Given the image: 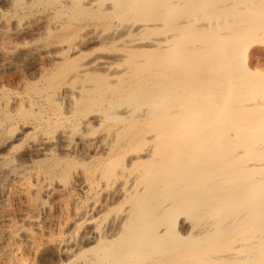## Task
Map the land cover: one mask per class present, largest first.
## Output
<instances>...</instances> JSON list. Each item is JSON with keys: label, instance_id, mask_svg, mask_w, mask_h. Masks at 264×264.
Returning a JSON list of instances; mask_svg holds the SVG:
<instances>
[{"label": "bare ground", "instance_id": "obj_1", "mask_svg": "<svg viewBox=\"0 0 264 264\" xmlns=\"http://www.w3.org/2000/svg\"><path fill=\"white\" fill-rule=\"evenodd\" d=\"M116 1L5 0L4 35L44 16L0 39V264H264V0ZM135 6L146 65L95 35Z\"/></svg>", "mask_w": 264, "mask_h": 264}, {"label": "rangeland", "instance_id": "obj_2", "mask_svg": "<svg viewBox=\"0 0 264 264\" xmlns=\"http://www.w3.org/2000/svg\"><path fill=\"white\" fill-rule=\"evenodd\" d=\"M2 1V2H1ZM0 39L4 36H11V35H13V36H11V37H9L10 38V40L6 37V40H7V42L9 41V43H12V44H19V43H21V42H23V41H31V39H33V38H37V34H36V31H37V27H39L38 26V18H40V17H42V16H44V15H41V14H43V13H39L38 11H37V14L35 15V16H33V17H31L32 18V20H30V19H28L26 22L27 23H24L25 25L26 24H28V25H26V26H24L23 28H27V29H25V30H23V31H21L20 33H17L16 31H14V28L12 29V27H11V29H10V27H9V31H8V33L7 34H5L4 35V32L5 31H3L4 30V28H3V26H4V19L2 18V15L3 14H7V13H9L10 12V6L8 5V3H6L5 2V0H0ZM3 3V4H2ZM106 4H112L113 6H115V5H117V1H116V4H115V0H106ZM4 5V6H3ZM9 6V8H8V6ZM115 7H117V6H115ZM9 9V10H8ZM116 10V9H115ZM137 10H139L138 9V7L137 6H135V7H133L132 9H129L128 11H125V12H121V13H118V14H115L113 17H112V21L110 22L109 21V24H106V26H101V25H99L98 27V29H97V31L95 32V35H110L113 31H116V30H120V29H122L123 27H125V26H132L133 28H132V33L131 34H129L130 35V37H131V40L133 41L134 39L136 40V39H138L137 41H135V45L137 46H143L144 48H143V56H145V57H147L148 58V60L147 61H145L144 59L145 58H143V61L145 62L143 65H146L147 63L146 62H151V56H155V55H159V54H161V51L160 50H158V52H154V51H152L151 49H149V48H145L147 45L149 46V45H151V44H156V43H160V41H161V39L162 38H164V36L165 35H167V34H169L168 33V30L166 29V28H164V30L163 29H161V27H160V25L158 26H156L154 29H150V30H143V31H141V30H137L138 29V27H141V26H145V25H147L148 24V20H145V19H143V15L142 16H140L138 13H137ZM188 10H189V8L188 7H186V8H184V10H183V12H185V13H187L188 12ZM117 11V10H116ZM125 13V14H124ZM121 16H120V15ZM123 14V15H122ZM37 19V20H35V19ZM36 21V22H35ZM30 22V23H29ZM169 22H171V20L169 21ZM169 22H168V24H169ZM108 23V22H107ZM151 23V22H150ZM2 24V25H1ZM152 25H155L156 23H151ZM37 26V27H36ZM118 26V27H117ZM165 26H167V25H165ZM3 29H2V28ZM34 28V29H33ZM40 28V27H39ZM101 28H102V30H101ZM105 28V29H104ZM99 31V32H98ZM135 31V32H134ZM29 34H28V33ZM15 33V34H14ZM38 33V32H37ZM100 33V34H99ZM24 34V35H23ZM26 34V35H25ZM34 34H36V37H35V35ZM194 35V33H192V29H189V30H186L181 36H180V40L181 39H187V38H189L190 36H193ZM25 36V37H24ZM30 36V37H29ZM32 36H33V38H32ZM20 38V39H19ZM29 39V40H28ZM19 43H18V42ZM140 42V43H139ZM141 44V45H140ZM256 44V45H255ZM127 44H123V43H118V44H116V45H112V46H101L100 44H99V42H98V44H95V45H92L91 47H89V50L87 51L88 52V54H89V52H90V55L88 56H86V57H88L87 59H89V58H91V57H93V56H97L98 54L99 55H104V54H108V53H112L114 56H120L121 54H123L125 51H126V48L124 47V46H126ZM180 44L179 43H177V40L176 41H174L172 44H166V52L169 54V55H171V54H173V53H175L176 52V50L180 47L179 46ZM132 46H133V43H132ZM104 48V49H103ZM108 49V50H107ZM254 49V53H258L259 51H262L263 53H264V40H261V41H259V42H256V43H254L253 44V46H251L250 47V51H252ZM258 49V50H257ZM96 50V51H95ZM146 51H149V52H146ZM160 51V52H159ZM256 51H258V52H256ZM92 52H94V53H92ZM93 54V55H92ZM150 54V55H149ZM175 56H176V54H175ZM119 58V57H118ZM243 59V60H242ZM256 60H257V56H256ZM255 60V62H254V66H256V65H258V61H256ZM242 61H244V58H242V56L240 57V63L242 64ZM149 62V63H150ZM260 62H262L263 64H264V60H261ZM0 64H1V61H0ZM35 72L33 71V72H31V74H29L27 77L29 78V79H31V78H33L34 76H35V74H34ZM34 74V75H33ZM33 75V76H32ZM31 76V77H30ZM3 77V78H2ZM26 77V78H27ZM18 78H15L14 76H12V75H7V76H1L0 77V89H5V90H7V91H11V90H13V89H16L17 88V84H18V80H17ZM16 87V88H15ZM143 110H146V108L145 109H143ZM148 145H149V143L147 144V145H144L143 146V155H144V150L145 149H147L148 148ZM134 153V152H133ZM133 155H135V154H133ZM58 220H60V219H58ZM194 220H192L191 218H187L186 219V225L187 226H189V227H191L192 225H193V222Z\"/></svg>", "mask_w": 264, "mask_h": 264}]
</instances>
